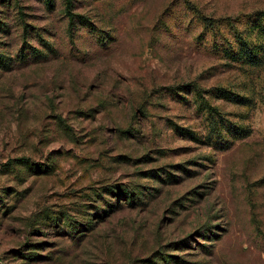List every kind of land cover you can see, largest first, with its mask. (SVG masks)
I'll return each mask as SVG.
<instances>
[{
  "label": "rangeland",
  "instance_id": "1",
  "mask_svg": "<svg viewBox=\"0 0 264 264\" xmlns=\"http://www.w3.org/2000/svg\"><path fill=\"white\" fill-rule=\"evenodd\" d=\"M72 5L0 0V264H264V63L191 10L235 47L264 0Z\"/></svg>",
  "mask_w": 264,
  "mask_h": 264
},
{
  "label": "trees",
  "instance_id": "2",
  "mask_svg": "<svg viewBox=\"0 0 264 264\" xmlns=\"http://www.w3.org/2000/svg\"><path fill=\"white\" fill-rule=\"evenodd\" d=\"M66 5L67 16L70 18V23L72 24V20L75 18L71 11L73 8L72 0H66ZM191 10L196 14L197 21L202 27L203 31L209 30L214 32V38L211 45L215 51L223 54L232 62H247L253 66H261L264 63V15L262 13L251 16L239 34H237V32L233 33L232 38H235L233 40L235 47H233V45L227 43L224 45L223 43L219 44V39L225 38L217 37L220 35L219 29L221 26L224 23L229 22V20L225 18L218 20L211 19L198 13L195 8H191ZM231 27L233 26L231 25ZM194 90L196 91L195 95L197 99V108H199L201 113L204 114L206 121L211 126L212 134H214L216 138L221 137V131L223 130L226 132L229 138L232 136L234 138L244 136V128L232 126L230 124L228 125V123L221 116L219 109L213 105H210L208 101H206L203 96L204 92L199 88H195ZM209 94L215 96L214 98H218V100H224L234 104L246 105V103L248 104L249 102L247 99H244V97H239L223 88L213 89L209 91ZM187 133L189 134V132Z\"/></svg>",
  "mask_w": 264,
  "mask_h": 264
}]
</instances>
